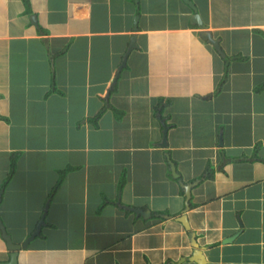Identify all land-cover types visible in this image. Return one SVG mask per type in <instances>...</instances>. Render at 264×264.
<instances>
[{
  "label": "crops",
  "instance_id": "crops-1",
  "mask_svg": "<svg viewBox=\"0 0 264 264\" xmlns=\"http://www.w3.org/2000/svg\"><path fill=\"white\" fill-rule=\"evenodd\" d=\"M191 1L0 0L18 264H264V0Z\"/></svg>",
  "mask_w": 264,
  "mask_h": 264
},
{
  "label": "water",
  "instance_id": "water-1",
  "mask_svg": "<svg viewBox=\"0 0 264 264\" xmlns=\"http://www.w3.org/2000/svg\"><path fill=\"white\" fill-rule=\"evenodd\" d=\"M184 1L186 3H188L192 8H194V11L196 12L194 14V17H193L192 20L193 21H196L197 24H199L201 27H204V24H203V22L201 20V17L197 13V9L195 8V5L192 3V1L191 0H184ZM32 18L33 19H36L34 15L32 16ZM201 34L203 36H208L209 35V39L212 42V44L214 45V47H216L219 51H221L219 42L217 40L213 39L210 36V33L209 32H203ZM167 130H168L167 126H164V128H163V141H164V143H166ZM188 197H189V194L187 193V198ZM42 221H43V217H42ZM42 221L39 224V226L37 228V231L34 234H32V236H30L29 238H27L25 240V243L21 246L20 244H15V243L12 242V239L9 236V234L7 233L6 228H5L3 222H2V220L0 218V232H1L2 237L4 238V240L7 243L8 250L10 251L9 260L7 262L2 263V264H18V252H19V250L22 249V248L23 249L26 248L28 246V242L31 241L33 238H35V236L38 235L39 230H40V225L42 224ZM232 237H234V236H232ZM230 239L231 238H227L226 239V242H224V243L230 242ZM196 248L197 249H200L199 247H196ZM195 260H197L198 264H205V259H204V255L202 254V251H199V253L197 254V257L195 258Z\"/></svg>",
  "mask_w": 264,
  "mask_h": 264
},
{
  "label": "rangeland",
  "instance_id": "rangeland-1",
  "mask_svg": "<svg viewBox=\"0 0 264 264\" xmlns=\"http://www.w3.org/2000/svg\"><path fill=\"white\" fill-rule=\"evenodd\" d=\"M42 129V128H41ZM67 129V128H66ZM124 129H125V127H121V130L122 131H124ZM44 130H49V128H47V127H45L44 128ZM66 132H67V130H66ZM180 134H187V132H188V130H185V125H182L180 128H179V131H178ZM73 133V132H72ZM4 136L3 135H0V142H2V138H3ZM44 143V142H43ZM75 143H77V141H73L72 142V144H75ZM163 143H164V141H163V139H162V141H161V145H163ZM0 147H3L1 144H0ZM1 156V155H0ZM1 160L3 161V163H4V159H3V157L1 158ZM7 175V171H6V168L5 167H3L1 170H0V180L1 181H3L4 180V178H5V176ZM216 236V234H212L211 235V237H215ZM249 237H255L256 236V234L255 233H251V234H249L248 235ZM210 237V238H211Z\"/></svg>",
  "mask_w": 264,
  "mask_h": 264
},
{
  "label": "trees",
  "instance_id": "trees-1",
  "mask_svg": "<svg viewBox=\"0 0 264 264\" xmlns=\"http://www.w3.org/2000/svg\"><path fill=\"white\" fill-rule=\"evenodd\" d=\"M101 113L102 112H100V113H98V115L95 117V119H93L92 118V123H93V121H94V124L96 125V123H97V118L101 115ZM69 169H67V170H65V171H63V172H61V175H62V178H63V176H65V173H66V171H68ZM11 175H12V171H11V173H9V176L8 177H11ZM60 181L58 182V185H60ZM5 185V184H4ZM4 185H3V187H4ZM2 187V188H3Z\"/></svg>",
  "mask_w": 264,
  "mask_h": 264
}]
</instances>
